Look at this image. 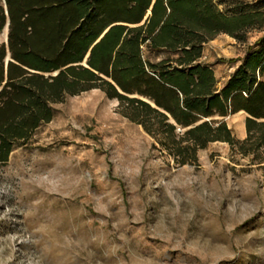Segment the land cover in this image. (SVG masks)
Masks as SVG:
<instances>
[{
    "label": "rangeland",
    "instance_id": "1",
    "mask_svg": "<svg viewBox=\"0 0 264 264\" xmlns=\"http://www.w3.org/2000/svg\"><path fill=\"white\" fill-rule=\"evenodd\" d=\"M213 1L264 18V0ZM256 27L204 44L218 88L264 35ZM118 104L97 88L65 96L0 162V264H264V149L254 158L214 142L177 166ZM245 118L224 119L237 140Z\"/></svg>",
    "mask_w": 264,
    "mask_h": 264
},
{
    "label": "trees",
    "instance_id": "2",
    "mask_svg": "<svg viewBox=\"0 0 264 264\" xmlns=\"http://www.w3.org/2000/svg\"><path fill=\"white\" fill-rule=\"evenodd\" d=\"M3 2L0 31L7 20L8 31L0 45V162L50 122L52 104L93 88L116 99L120 113L174 165L194 164L198 150L214 142L260 158L264 35L220 88L211 66L201 62L205 43L219 33L244 41L248 30L263 27L260 14H225L213 0ZM146 54L164 57L154 62ZM240 111L248 115L243 140L224 121Z\"/></svg>",
    "mask_w": 264,
    "mask_h": 264
},
{
    "label": "crops",
    "instance_id": "3",
    "mask_svg": "<svg viewBox=\"0 0 264 264\" xmlns=\"http://www.w3.org/2000/svg\"><path fill=\"white\" fill-rule=\"evenodd\" d=\"M148 14H149V11H147V13H146V16L144 17V19H146V17L148 16ZM233 73V72H232ZM238 113H244V112H242V111H240V112H238ZM245 114V116L246 117H248V115L246 114V113H244ZM228 117V116H227ZM225 119V118H224ZM246 119V118H245ZM244 125H245V123H244ZM246 133V132H245ZM246 135V134H245Z\"/></svg>",
    "mask_w": 264,
    "mask_h": 264
},
{
    "label": "water",
    "instance_id": "4",
    "mask_svg": "<svg viewBox=\"0 0 264 264\" xmlns=\"http://www.w3.org/2000/svg\"><path fill=\"white\" fill-rule=\"evenodd\" d=\"M5 25H6V27L8 26V20L6 21V23H5ZM8 60V58H6V61ZM84 64V63H83ZM56 73H54V75H55Z\"/></svg>",
    "mask_w": 264,
    "mask_h": 264
}]
</instances>
